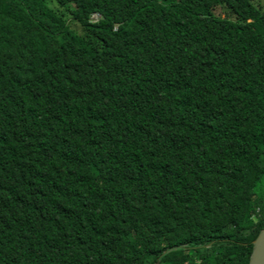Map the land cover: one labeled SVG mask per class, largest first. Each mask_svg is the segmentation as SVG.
Instances as JSON below:
<instances>
[{"label":"trees","instance_id":"obj_1","mask_svg":"<svg viewBox=\"0 0 264 264\" xmlns=\"http://www.w3.org/2000/svg\"><path fill=\"white\" fill-rule=\"evenodd\" d=\"M263 228L264 6L0 0V264H249Z\"/></svg>","mask_w":264,"mask_h":264},{"label":"water","instance_id":"obj_2","mask_svg":"<svg viewBox=\"0 0 264 264\" xmlns=\"http://www.w3.org/2000/svg\"><path fill=\"white\" fill-rule=\"evenodd\" d=\"M252 243L253 249L250 255L249 264H264V228Z\"/></svg>","mask_w":264,"mask_h":264},{"label":"rangeland","instance_id":"obj_3","mask_svg":"<svg viewBox=\"0 0 264 264\" xmlns=\"http://www.w3.org/2000/svg\"><path fill=\"white\" fill-rule=\"evenodd\" d=\"M256 2H258V3H260L262 6H264V0H255ZM216 12H219L221 15H225V13H223V11L222 10H219V9H216L215 10ZM99 17V15L98 14H91L90 15V19L92 20V21H96L97 20V18ZM68 24L70 25V27L72 28V29H74L75 31H77L78 33H81V27H80V25L77 23V22H75L74 20H68Z\"/></svg>","mask_w":264,"mask_h":264}]
</instances>
